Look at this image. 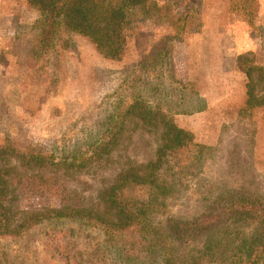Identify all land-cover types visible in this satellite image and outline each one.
<instances>
[{"label": "rangeland", "instance_id": "rangeland-1", "mask_svg": "<svg viewBox=\"0 0 264 264\" xmlns=\"http://www.w3.org/2000/svg\"><path fill=\"white\" fill-rule=\"evenodd\" d=\"M41 20L25 0H0V144L10 135L20 147L82 165L64 174L42 171L54 189L20 193L22 210L69 199L94 204L119 170L151 158L156 138L128 127L101 159L86 160L111 136L130 97L144 95L148 106L161 107L193 135L157 173L156 184L173 190L160 197L164 211L149 209L153 224L189 220L211 203L224 206L241 195L264 196V107L240 110L245 76L236 67L240 55L264 66V0H144L122 27L120 62L104 60L85 38L62 31L43 53ZM178 105L193 113L168 109ZM134 194L145 202L149 189ZM142 242L86 219L43 221L18 238L0 237V264H180L177 255L157 260Z\"/></svg>", "mask_w": 264, "mask_h": 264}, {"label": "trees", "instance_id": "trees-1", "mask_svg": "<svg viewBox=\"0 0 264 264\" xmlns=\"http://www.w3.org/2000/svg\"><path fill=\"white\" fill-rule=\"evenodd\" d=\"M25 1L42 16L38 43L39 48H44L43 53L62 31L85 38L104 60L110 62L123 59L125 39L122 27L137 4L144 2ZM145 60L141 58L139 63ZM236 67L245 76L244 102L240 110L244 112L264 107V66L256 64L248 55H240L236 58ZM145 98L146 95L130 97L113 119L111 136L104 143L94 146L86 160L101 159L105 149L128 127L151 133V137L156 138L151 158L142 164L129 163L119 170L111 184L102 188L95 197V203L89 206L69 199L60 202L57 207L22 210L20 193L54 189L53 178L42 171L51 173L64 169V174L70 169H81L82 162L79 165L75 164V160L57 162L52 155L43 154L29 145L20 147L10 135H6L0 144V237L18 238L43 221L78 218L89 220L105 231L139 236L144 241L142 243L158 253L157 260L158 257L166 259V256L177 255L180 264L222 263L229 259H238L243 264H258L262 257L264 259V196L241 195L233 201H225L224 206H219L218 202L211 203L205 212L189 220L169 217L163 224L152 223L149 209H165L160 197L173 190L172 187L156 184L157 173L169 153L192 143L193 135L169 120L167 112L161 107L148 106L143 101ZM179 107L168 109L173 114L193 113V109ZM140 188L149 189L145 202L134 194ZM184 244L193 246L185 250L182 249ZM181 249L185 252L182 256L178 255Z\"/></svg>", "mask_w": 264, "mask_h": 264}]
</instances>
